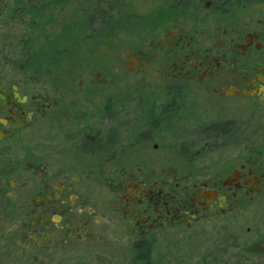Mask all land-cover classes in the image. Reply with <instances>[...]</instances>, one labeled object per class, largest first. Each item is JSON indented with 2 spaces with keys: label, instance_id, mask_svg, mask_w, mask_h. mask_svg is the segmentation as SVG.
<instances>
[{
  "label": "flooded vegetation",
  "instance_id": "obj_1",
  "mask_svg": "<svg viewBox=\"0 0 264 264\" xmlns=\"http://www.w3.org/2000/svg\"><path fill=\"white\" fill-rule=\"evenodd\" d=\"M262 195L264 0H0V264H245Z\"/></svg>",
  "mask_w": 264,
  "mask_h": 264
},
{
  "label": "rangeland",
  "instance_id": "obj_2",
  "mask_svg": "<svg viewBox=\"0 0 264 264\" xmlns=\"http://www.w3.org/2000/svg\"><path fill=\"white\" fill-rule=\"evenodd\" d=\"M72 6H67L65 9L70 10ZM118 82L120 84L125 83L128 79L133 80L132 76H128L127 79L125 80L123 77L122 78H117ZM121 79L124 81L122 82ZM89 82V81H88ZM125 85V84H122ZM97 195L99 199H109L111 196H108L106 191L103 188H100L97 190ZM256 200L261 202L260 206L261 208H258L255 210L252 209V206H248L247 209H244L242 211H237L236 214L234 213L233 215L224 216L220 220H212L210 224H202L200 226L199 232L201 230L203 233H207V236L212 237H221L225 241V246L228 247V252H230L232 255L231 261L235 262V253L244 251L245 253V247L247 246V249L249 251L246 252V262L245 264H264V255L261 256L259 254H254L251 253L250 251L252 250L250 248L251 243H254L256 240V235L261 233L264 234V195L258 197ZM257 211L258 213H256ZM214 223L220 224L223 227L216 228V225ZM250 228V229H248ZM170 237L168 241L166 240L165 245L167 248H172L171 252V261L169 264H176V259L175 253L176 250L174 249V240H175V233H170L168 234ZM206 236V237H207ZM263 246L258 247V248H264V240L260 241ZM78 254V253H77ZM82 254L81 257H76L75 253L72 251L68 252H59V256L56 257L54 260L53 264H99L95 260L93 261L92 259L96 256L95 252H81L80 255ZM153 258L157 261L156 264H162L158 254H154ZM126 259H120L118 262H124ZM118 263V264H119ZM52 264V263H51Z\"/></svg>",
  "mask_w": 264,
  "mask_h": 264
}]
</instances>
